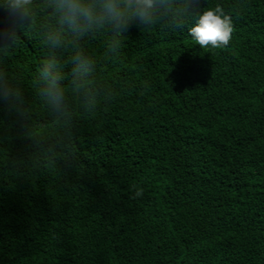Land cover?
Wrapping results in <instances>:
<instances>
[{"label":"trees","instance_id":"1","mask_svg":"<svg viewBox=\"0 0 264 264\" xmlns=\"http://www.w3.org/2000/svg\"><path fill=\"white\" fill-rule=\"evenodd\" d=\"M177 3L220 6L229 44L200 48L191 15L133 23L116 54L85 38L98 95L69 125L35 95L39 31L0 52L32 133L0 111V264H264V0Z\"/></svg>","mask_w":264,"mask_h":264},{"label":"clouds","instance_id":"2","mask_svg":"<svg viewBox=\"0 0 264 264\" xmlns=\"http://www.w3.org/2000/svg\"><path fill=\"white\" fill-rule=\"evenodd\" d=\"M0 13V52L15 48L21 32L39 31L47 54L36 72L33 88L41 108L59 125L71 123L74 105L89 107L98 95L92 81L94 61L81 47L85 38L110 34L108 47L116 54L123 34L133 23L149 26L161 18L178 23L183 15H191L189 35L202 49L228 45L233 32L231 17L220 6L201 10L191 3L179 5L177 0H0ZM66 51L71 52L67 60L63 57ZM0 111L15 115L25 134H32L23 88L2 66ZM61 147L68 148L65 155L74 151L71 145ZM46 151L52 153L54 149ZM142 195L141 188L134 189L135 197Z\"/></svg>","mask_w":264,"mask_h":264}]
</instances>
